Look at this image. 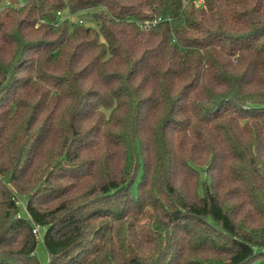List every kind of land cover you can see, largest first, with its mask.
I'll list each match as a JSON object with an SVG mask.
<instances>
[{
    "label": "trees",
    "instance_id": "obj_1",
    "mask_svg": "<svg viewBox=\"0 0 264 264\" xmlns=\"http://www.w3.org/2000/svg\"><path fill=\"white\" fill-rule=\"evenodd\" d=\"M8 1L0 264H264V0Z\"/></svg>",
    "mask_w": 264,
    "mask_h": 264
},
{
    "label": "rangeland",
    "instance_id": "obj_2",
    "mask_svg": "<svg viewBox=\"0 0 264 264\" xmlns=\"http://www.w3.org/2000/svg\"><path fill=\"white\" fill-rule=\"evenodd\" d=\"M197 1V0H193ZM61 19L69 20L73 24H82L83 26L86 27H93V28H98V23L93 17V13L91 12H81L77 14H71L68 10L63 11L62 16L60 17ZM143 153H138L134 154L133 159H134V165L131 171V179H133L136 176V173H138L139 167H138V159L142 157ZM25 204H26V199H23L20 201V215L25 216ZM38 238V245H37V250H36V257L38 258L40 264H48L49 257L47 254V251L44 247L43 244V230H41L40 234L36 235Z\"/></svg>",
    "mask_w": 264,
    "mask_h": 264
},
{
    "label": "built area",
    "instance_id": "obj_3",
    "mask_svg": "<svg viewBox=\"0 0 264 264\" xmlns=\"http://www.w3.org/2000/svg\"><path fill=\"white\" fill-rule=\"evenodd\" d=\"M196 4L197 5H203L204 4V0H197L196 1ZM23 5V4H22ZM21 5V6H22ZM10 6H12V3L10 2V1H8V0H4V2H3V4H2V6L0 7V9H4V8H6V7H10ZM58 16L59 17H61L62 16V13H58ZM61 19V18H60ZM61 20H64V19H61ZM160 20V19H159ZM159 20L158 21H155L154 23H149V22H146V23H144V24H142L141 25V28L143 29V30H145V31H149L152 27H154L155 26V24L157 23V22H159ZM41 228L40 227H35L34 228V230H33V233L35 234V235H38V234H40V232H41Z\"/></svg>",
    "mask_w": 264,
    "mask_h": 264
}]
</instances>
